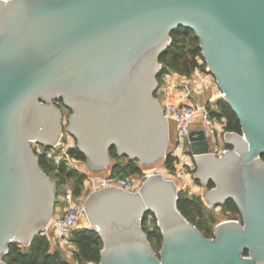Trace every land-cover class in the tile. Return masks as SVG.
Here are the masks:
<instances>
[{
  "label": "water",
  "instance_id": "obj_1",
  "mask_svg": "<svg viewBox=\"0 0 264 264\" xmlns=\"http://www.w3.org/2000/svg\"><path fill=\"white\" fill-rule=\"evenodd\" d=\"M178 28L198 39L241 126L224 133L220 155L203 128L190 130L193 177L212 183L208 205L231 200L242 222H220L205 237L179 210L171 177L149 176L134 193L107 187L84 203L102 242L99 262L88 264H264V0H0V264L55 211L57 184L32 142L51 147L66 132L92 172L107 169L112 149L143 166L167 158L170 122L155 95ZM146 215L160 231L158 251Z\"/></svg>",
  "mask_w": 264,
  "mask_h": 264
},
{
  "label": "built area",
  "instance_id": "obj_2",
  "mask_svg": "<svg viewBox=\"0 0 264 264\" xmlns=\"http://www.w3.org/2000/svg\"><path fill=\"white\" fill-rule=\"evenodd\" d=\"M210 77H212L208 71L206 74L201 75V83L206 87L211 85ZM213 79V78H212ZM215 82V80H214ZM216 84V83H215ZM217 86V85H216ZM183 100L173 102L168 100L170 91L175 89L174 84L168 85V90H159V101L164 109V114L168 121H172L176 126V133L173 141V148L170 156L177 159L180 163L188 165V162H183L181 156L192 160V156L188 149V134L196 123L200 124V127L205 130L206 138L209 143V149L215 155H220L228 147L224 142L223 135L225 118H218L213 115L215 111L210 103L215 98H221V92L218 87L217 90H213L214 98L209 97L206 101L198 102L195 99H191V94L187 89L186 84L183 86ZM217 106V104H216ZM66 139H60V141L51 147H44L42 145L32 142V148L38 157H41L52 168V172L57 174L62 168L67 170H75L80 173L83 167V161L76 157V153L73 152L75 146L73 144L72 136L66 133ZM152 175H165L164 167H154L146 169L142 172L143 181ZM82 189L75 195L73 188L68 186V181L62 185H66V191L61 197V203L55 205V211L52 219L41 232L40 235L44 236L49 244L50 249H56L63 247L69 238V235L78 227V223L85 214L84 203L82 200L84 195H89L97 190H101L107 187H115L125 192L134 193L140 188V185L136 184L128 177L121 176H96L93 172L85 174L82 179Z\"/></svg>",
  "mask_w": 264,
  "mask_h": 264
},
{
  "label": "trees",
  "instance_id": "obj_3",
  "mask_svg": "<svg viewBox=\"0 0 264 264\" xmlns=\"http://www.w3.org/2000/svg\"><path fill=\"white\" fill-rule=\"evenodd\" d=\"M197 58L202 60L201 64L198 63ZM160 63L163 65V71L164 69H173L182 74H189L190 71L195 68L204 69L206 67L201 55L198 39L192 31L184 28H178L171 34V44L166 52L160 57ZM161 73L162 71L159 74ZM216 104L219 108V112L213 111L212 114L216 115L218 118H225L224 131L241 133L240 123L230 107L221 98L218 99ZM73 152L76 153L78 159L83 162L86 161L85 156L77 149V147L74 148ZM110 154L112 157V163L108 165L110 170L109 175L126 177L128 171H141V168L136 161L130 160L126 157L117 156L114 149L110 151ZM173 159L174 158L171 156H167L164 160L165 167L172 168ZM262 159L264 160V156H262ZM39 161L44 172L49 175V170L52 171L50 165L41 157H39ZM54 175L58 178V182L56 181L57 188L59 183L64 184L73 179L75 181V187H73L74 194L77 195L80 192L82 179L84 177L83 174L72 169L67 170L62 168L59 173ZM196 182L198 183V181ZM210 187H212L211 182L208 184L207 188ZM177 205L187 220L201 231L200 227L193 221L196 215L194 213L197 212L200 214L202 212L203 204L201 198H189L182 195L181 191H179ZM222 206L237 213V208L231 200H228ZM147 216L150 215H146L142 225L146 221ZM145 232L147 233L148 239L153 248L154 243L161 245L162 238L157 226L153 229L145 230ZM202 234L206 237L204 233ZM71 239L77 247V250L75 251V260L78 264L99 262L102 242L95 230L90 228H76L71 233ZM3 260L6 264H70L61 256L57 249H50L48 242L42 235L36 236L32 243L27 247L19 246L17 244L9 245L7 253L3 256Z\"/></svg>",
  "mask_w": 264,
  "mask_h": 264
},
{
  "label": "rangeland",
  "instance_id": "obj_4",
  "mask_svg": "<svg viewBox=\"0 0 264 264\" xmlns=\"http://www.w3.org/2000/svg\"><path fill=\"white\" fill-rule=\"evenodd\" d=\"M198 63L201 64L202 60L200 58H197ZM162 71L161 74L158 76V82L159 86L156 92V98H160V95L162 93H159V90H165L166 87L170 84L175 85L176 91L173 90V93H170V95L174 94L178 96L179 100H183V94H185V90L183 91V85L186 84L187 89L189 90L191 94V99H195L198 102L206 101L209 97H213L214 93L213 90H217V86L214 82V79L209 76L211 80V85L208 87L205 86V84L202 85L201 83V75L206 74L207 70L206 67L204 69L201 68H195L190 71L189 74H182L180 72H177L173 69H164L163 71V65L161 64L160 72ZM214 98V97H213ZM218 101L217 98L214 99V101L209 102L210 107L216 111L219 112V108L216 106V102ZM63 115L64 118H67L69 115V111L66 108H63ZM199 124V123H196ZM176 133V126L175 124L170 121V128H169V141L167 144V149L166 153L167 156H170V153L173 148V141ZM67 135L66 132L63 134L62 139H66ZM73 144L76 147V141L72 137ZM187 157V155H186ZM185 155L181 156L182 161L188 162V165L183 164L182 162L180 163L177 159H173L172 162V168L165 167V175L167 177H171L177 186V189L181 191V194L193 198V197H200L202 200V212L199 214L195 212V218L193 219L194 223L198 225L202 231L206 235L207 238H212L213 237V231L215 226L223 221L226 220H233V219H240L239 214L236 212H232L225 208L224 206H210L208 205L204 199H203V193L207 188L204 185H201L199 182L197 183L194 179V172H195V165L193 159L190 161L189 158H186ZM164 160L161 159L160 161L156 162L154 165L151 166H143L140 163L137 162V164L140 166L141 171L140 172H131L128 171L126 173V177L129 179L133 180L136 184L140 185L143 183V177H142V172L146 169L154 168V167H164ZM112 163V161L110 162ZM109 163V164H110ZM92 171L89 170L87 167L86 161L83 162V167L80 171V174H89ZM96 176H99L100 172H93ZM49 175L50 177L56 182H58V178L54 175L52 171L49 170ZM81 184V189H82ZM68 186L73 188L75 187V181L69 180ZM66 185H62L59 183L58 188H57V204L61 203V197L66 191ZM89 194L86 193L84 197L82 198L83 201H85L88 198ZM144 230H150L153 229L156 226V223L153 219V216H147L146 221L142 225ZM79 229L81 228H89V222L84 214L80 222L78 223ZM154 249L155 251H158L160 248V244L154 243ZM61 256L67 260L70 264H78V262L75 260V251L77 250L76 245L72 242L71 239V234L69 235V238L67 240V243L63 247H58L56 248ZM51 250H55L51 249Z\"/></svg>",
  "mask_w": 264,
  "mask_h": 264
},
{
  "label": "crops",
  "instance_id": "obj_5",
  "mask_svg": "<svg viewBox=\"0 0 264 264\" xmlns=\"http://www.w3.org/2000/svg\"><path fill=\"white\" fill-rule=\"evenodd\" d=\"M168 88V86L166 87V89ZM165 89V91H167ZM173 90L174 91H176L177 89H172L171 91H170V93H173ZM168 100H170V101H173V102H177V101H179V98H178V96H176V95H169L168 96ZM196 128H200V124H194L193 125V127H192V129H196ZM110 174V170H109V168L107 167V169L106 170H104V171H102V172H100V174H99V176H107V175H109Z\"/></svg>",
  "mask_w": 264,
  "mask_h": 264
},
{
  "label": "flooded vegetation",
  "instance_id": "obj_6",
  "mask_svg": "<svg viewBox=\"0 0 264 264\" xmlns=\"http://www.w3.org/2000/svg\"><path fill=\"white\" fill-rule=\"evenodd\" d=\"M58 105L59 106H61V103H58ZM62 107V106H61ZM62 110H63V108H62ZM207 188V187H206ZM207 189H209V188H207ZM237 213L239 214V212H238V210H237ZM239 217H240V219L238 220V219H233V220H236V221H238V222H242V219H241V216H240V214H239Z\"/></svg>",
  "mask_w": 264,
  "mask_h": 264
}]
</instances>
